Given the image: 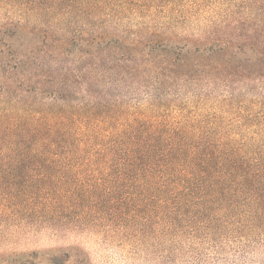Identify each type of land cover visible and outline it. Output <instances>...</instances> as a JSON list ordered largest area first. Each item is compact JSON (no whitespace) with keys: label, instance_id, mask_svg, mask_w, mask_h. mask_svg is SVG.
Masks as SVG:
<instances>
[{"label":"trees","instance_id":"16d2710c","mask_svg":"<svg viewBox=\"0 0 264 264\" xmlns=\"http://www.w3.org/2000/svg\"><path fill=\"white\" fill-rule=\"evenodd\" d=\"M172 2L186 3L0 0V200H141L144 222L170 218L174 230L178 217H209L211 233L219 216L250 200L242 228L264 227L263 153L216 140L203 119L121 102L144 83L264 85V0H228L234 8L215 30L188 38L193 57L170 46L180 36L144 23L175 18Z\"/></svg>","mask_w":264,"mask_h":264},{"label":"rangeland","instance_id":"374dc122","mask_svg":"<svg viewBox=\"0 0 264 264\" xmlns=\"http://www.w3.org/2000/svg\"><path fill=\"white\" fill-rule=\"evenodd\" d=\"M185 1L169 3L177 19L158 16L144 23L180 36L170 46L181 43L193 57L197 47L188 38L203 40L234 5L228 0ZM133 23L137 28V21ZM13 41L19 47L20 42ZM152 84L136 86L135 95L125 91L121 102L143 110L162 105L174 116L203 119L216 140L244 141L264 154L263 84L245 80L227 87L223 79L202 77ZM183 104L187 111L182 113L178 107ZM238 202L225 217H218L211 233L209 217H178L174 230L168 229L170 218L144 222L141 200H0V264H16L15 258L31 254L38 255L34 264H50L46 258L65 259L67 254L61 264H264V227L255 232L243 229L250 200ZM224 222L232 226L225 228ZM197 225L201 229H195Z\"/></svg>","mask_w":264,"mask_h":264}]
</instances>
